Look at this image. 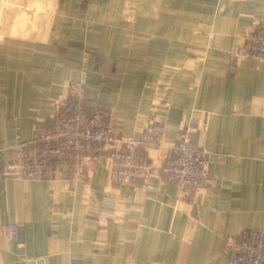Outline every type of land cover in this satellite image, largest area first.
Segmentation results:
<instances>
[{"label": "crops", "instance_id": "0c3cea01", "mask_svg": "<svg viewBox=\"0 0 264 264\" xmlns=\"http://www.w3.org/2000/svg\"><path fill=\"white\" fill-rule=\"evenodd\" d=\"M262 24L261 0H0V264H229L226 242L264 229V61L234 53ZM73 100L119 136L152 116L206 148L207 183L183 194L159 148L134 183L106 147L7 174Z\"/></svg>", "mask_w": 264, "mask_h": 264}, {"label": "built area", "instance_id": "2783aa9c", "mask_svg": "<svg viewBox=\"0 0 264 264\" xmlns=\"http://www.w3.org/2000/svg\"><path fill=\"white\" fill-rule=\"evenodd\" d=\"M234 53L264 61V24L251 31ZM69 104L66 112L56 113L50 129L15 145L18 156L8 163L7 174L42 177L53 170L68 169L70 150L79 153L106 147L112 157V180L134 183L152 170L149 156L140 149L159 148L163 155L161 174L178 181L183 194L207 183L209 151L193 145L186 137L167 144L164 125L154 117L146 118L139 135L119 136L106 122L101 108L90 112L81 100ZM7 233L8 240H17L13 227H8ZM226 249L229 264H264V229L245 230L239 239H229ZM20 256L26 257L25 251Z\"/></svg>", "mask_w": 264, "mask_h": 264}]
</instances>
